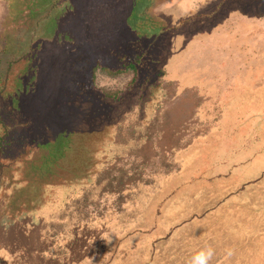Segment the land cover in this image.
<instances>
[{"label": "rangeland", "instance_id": "obj_1", "mask_svg": "<svg viewBox=\"0 0 264 264\" xmlns=\"http://www.w3.org/2000/svg\"><path fill=\"white\" fill-rule=\"evenodd\" d=\"M136 2L0 0V236L52 220L53 236L102 248L197 236L145 242L149 264H187L189 243L211 244L212 264H264V85L199 97L180 81L264 77V0H197L175 26L154 19L176 0ZM89 40L131 50L112 69L83 53ZM233 212L257 234L240 250L213 236Z\"/></svg>", "mask_w": 264, "mask_h": 264}, {"label": "crops", "instance_id": "obj_2", "mask_svg": "<svg viewBox=\"0 0 264 264\" xmlns=\"http://www.w3.org/2000/svg\"><path fill=\"white\" fill-rule=\"evenodd\" d=\"M184 1L185 3L183 4L181 3V0H176V2L171 5L163 3L164 6L162 13L156 14L157 18L154 19V21L162 25L175 26L181 21L182 16H189L193 13L195 15L196 12H194L193 3L197 0ZM159 4L160 3H158V5ZM122 38L125 39L124 33L111 38V42L118 43ZM88 44H90L88 41H83L81 44L80 47L84 46L82 48L83 53L85 49L91 50L92 54L96 53V57L105 65L112 66V69H114L115 66L120 65L119 59L121 57H125L128 52L130 53V51H128L126 54H123L121 53L123 48H120L119 46H111V44L104 47L95 43V41L92 43V46H89ZM78 58L79 61H81L79 64H85L84 58L79 56L77 57V60ZM116 58L118 59V62ZM69 60H71V58H69ZM177 60H179V63L186 64V62L180 61L181 57L177 58ZM190 61L191 62L188 63L189 65H197L196 58H193ZM81 69L80 65L79 68H76V72H79V75L81 74ZM107 69L108 71H111V67ZM107 69L105 71H107ZM193 71L194 73L191 78L188 80L180 78V81H182V87H188L189 90H194V94L199 97L214 96L213 93L209 92L218 87H231L236 90V86H241L243 91H250L243 94L244 96H253L257 98L262 96L261 86L262 84L264 85V80H262L264 77H261L260 75H245L246 78L229 79L224 76L218 78V76L213 75L212 73L201 74V71L197 72L196 68L193 69ZM77 78L78 77H76V81H78ZM229 82H231V84ZM235 82H238V84H235ZM218 192L222 194V189ZM209 201L211 200L208 198L206 202ZM51 205L53 206V203ZM230 217V219L227 218L228 221L226 220V227L221 228V232L213 236H220V239L223 240V242L228 241V239L230 241L237 240L238 243L236 246L238 247V250L244 248L245 242L251 240L256 241L255 238H250L249 236H257V234H251L249 228H245L246 224L244 222H234L238 217L236 212H233V215ZM173 220L175 219H172L171 221ZM52 223V220L50 222L46 221L45 231L41 234L38 233L35 236L34 234H31V232L22 233V236H0V264H149L147 257L149 249H147L148 246L145 242L148 243L153 239H160L163 241H184L188 239L191 241L197 237L141 236L133 239L129 238V236H124L122 237L124 239L112 249L102 248L100 236H78V234L76 236H68V234L53 236V229L51 227ZM234 224H236V231L235 229H232ZM48 225H50V227H48ZM228 225H230L229 228ZM225 236H227V239H225ZM259 236H264V234H260ZM254 245L255 244H248L246 248L253 249L255 248ZM168 246H170V244L166 245L167 250L169 249ZM178 249L181 252L180 257L184 259L187 264H194L195 256L201 251L197 250L196 244L191 243H189L188 248L184 249L179 246ZM243 257L240 258V256H237L236 264H244ZM212 262L213 259H211L210 264H212Z\"/></svg>", "mask_w": 264, "mask_h": 264}, {"label": "clouds", "instance_id": "obj_3", "mask_svg": "<svg viewBox=\"0 0 264 264\" xmlns=\"http://www.w3.org/2000/svg\"><path fill=\"white\" fill-rule=\"evenodd\" d=\"M213 257V250L208 248L201 250L194 258V264H210Z\"/></svg>", "mask_w": 264, "mask_h": 264}, {"label": "trees", "instance_id": "obj_4", "mask_svg": "<svg viewBox=\"0 0 264 264\" xmlns=\"http://www.w3.org/2000/svg\"><path fill=\"white\" fill-rule=\"evenodd\" d=\"M149 1H150V0H144L143 2H141V1L137 0L136 3H138V2L141 3V4H139V5L136 6V8H137V10H136L137 14H138V11L143 7V5H144L143 3H145V2L147 3V2H149ZM146 5H147V4H146ZM137 14H136V15H137ZM137 17H138V16H137ZM135 23H136V21L134 22V25H135ZM131 29H134V27H133V28L131 27ZM88 42H89V43H93L94 40H89ZM77 46H78V45H77ZM130 50H131V49H129L128 51H130ZM121 51L123 52V50H121ZM69 54H70V53H69ZM123 54H126V53H123ZM66 58H68V59L66 60L67 63H68L69 55H67ZM72 58H73V57H71V59H72ZM128 66H129V68H131V69H133V70H136V65H135V64H129ZM49 106H50V104H46L45 107L47 108V107H49ZM55 116H56V115H55ZM55 116H53V118H54ZM55 118L58 119L57 116H56ZM56 119H55V120H56Z\"/></svg>", "mask_w": 264, "mask_h": 264}]
</instances>
